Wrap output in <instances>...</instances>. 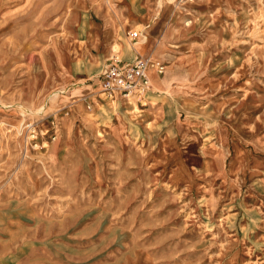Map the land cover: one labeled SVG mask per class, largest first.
<instances>
[{
    "label": "rangeland",
    "instance_id": "obj_1",
    "mask_svg": "<svg viewBox=\"0 0 264 264\" xmlns=\"http://www.w3.org/2000/svg\"><path fill=\"white\" fill-rule=\"evenodd\" d=\"M159 2L0 0V264H264V0Z\"/></svg>",
    "mask_w": 264,
    "mask_h": 264
},
{
    "label": "built area",
    "instance_id": "obj_2",
    "mask_svg": "<svg viewBox=\"0 0 264 264\" xmlns=\"http://www.w3.org/2000/svg\"><path fill=\"white\" fill-rule=\"evenodd\" d=\"M131 37L136 41L140 38V33L134 32ZM153 67H157L162 74L163 66L156 64L150 57L137 56L129 64L121 60L112 61L101 73L98 87L112 99H130L133 96L143 99L151 91L149 72Z\"/></svg>",
    "mask_w": 264,
    "mask_h": 264
},
{
    "label": "crops",
    "instance_id": "obj_3",
    "mask_svg": "<svg viewBox=\"0 0 264 264\" xmlns=\"http://www.w3.org/2000/svg\"><path fill=\"white\" fill-rule=\"evenodd\" d=\"M106 16H107V14H105L104 17L106 18ZM134 32L140 33V38L138 40H136V41L133 40V38L131 37L132 33H134ZM129 36H130L131 42L132 43L136 42L135 43V45H136L142 39L143 34H142L141 31H132V32L129 33ZM154 51H155V48L153 47V45H152V43L150 41V43L146 44V47L143 49V51H141V49H135V48L133 50V48H132L129 51L130 54L127 55V56H125L126 58H123L121 61L124 62V63L129 64V63H132L137 56L147 57V56H145L143 54H146V53H152V54H154ZM158 53L159 52L155 51V55L158 54ZM149 57L152 58L151 55ZM154 73H155V71L153 70V72L151 74V78L149 77L150 78V82H151V86H152L151 87V91L143 99H140V100L137 99V96H133V98L131 99L132 102H135L137 105H139V104H145V101L148 99V97L153 94L154 84L156 86H158V87H163L166 84V82L164 84H160L161 81H164L165 80V79H163L161 77L162 76L161 73H159V72H157V74H154ZM96 84L98 85V81H97ZM128 101H130V100H128Z\"/></svg>",
    "mask_w": 264,
    "mask_h": 264
},
{
    "label": "bare ground",
    "instance_id": "obj_4",
    "mask_svg": "<svg viewBox=\"0 0 264 264\" xmlns=\"http://www.w3.org/2000/svg\"><path fill=\"white\" fill-rule=\"evenodd\" d=\"M144 1V0H143ZM168 1V0H167ZM161 2H162V0H161ZM161 2H159V3H161ZM122 4H124V2L122 3ZM106 5V4H105ZM121 5V4H120ZM127 5V4H126ZM164 6V5H163ZM131 7V6H130ZM124 9V8H123ZM100 11H99V13L101 14V11L103 12V14L105 15V14H107V16H106V19L107 18H111L112 17V13L108 10V9H106L104 6H101L100 5V9H99ZM114 10V9H113ZM147 10H148V8H147ZM115 14V13H114ZM116 15V14H115ZM132 15V14H131ZM162 18V17H161ZM108 19V20H109ZM114 19V18H113ZM131 19H133L132 17H131ZM159 19V18H158ZM165 23V22H164ZM143 30V29H142ZM154 31V30H153ZM151 34V33H150ZM148 35V34H147ZM152 35V34H151ZM158 35V34H157ZM150 36V35H149ZM151 37V36H150ZM146 39H145V41L143 42V45H142V47H141V51H143V49L146 47V44L147 43H150V40H149V38L148 37H145ZM151 39V38H150ZM153 39V38H152ZM140 45V44H139ZM124 47V46H123ZM133 47V46H132ZM139 47V46H138ZM157 51V50H156ZM155 54V53H154ZM263 58V57H262ZM159 59V58H158ZM155 60V59H154ZM160 61V60H159ZM162 62V61H161ZM159 63V62H158ZM153 70L155 71L156 70V67H153V68H151V71L153 72ZM168 79V78H167ZM166 80V79H165ZM161 81V83L160 84H164L166 81ZM168 91H170V90H168ZM159 104V103H158ZM40 112V111H39ZM91 122V121H90Z\"/></svg>",
    "mask_w": 264,
    "mask_h": 264
}]
</instances>
